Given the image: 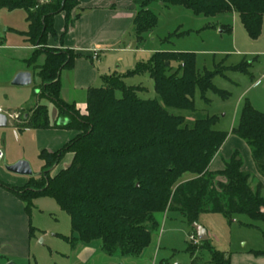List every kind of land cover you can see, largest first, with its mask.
Here are the masks:
<instances>
[{
	"label": "trees",
	"instance_id": "obj_1",
	"mask_svg": "<svg viewBox=\"0 0 264 264\" xmlns=\"http://www.w3.org/2000/svg\"><path fill=\"white\" fill-rule=\"evenodd\" d=\"M134 2L137 42H142L145 34L158 25V17L149 9L154 2L184 6L195 15L206 17L236 12L252 39H257L262 31L264 0ZM79 5L80 0H0V9L27 12L29 28L25 35L37 47L26 61L40 79L33 95L37 104L24 113L20 111L16 128L49 129L48 106L40 103L47 100L57 107L61 118L68 119L60 127L78 132L57 152L40 153L43 170L31 177L27 185H0L23 201L29 214L34 199L53 198L71 220L72 235L64 238L73 247L79 242L100 241L102 251L110 256L141 255L159 227L157 215L165 212L181 213L190 226L203 213L222 214L229 221L246 214L253 221L264 222V183L243 169L239 153L222 170H210L229 136L214 129L219 118H200L188 126L184 116L170 111L194 112L197 90L204 99L209 90L227 95L213 84L214 76L222 71L206 70L201 75L195 52L158 51L134 70L106 77L103 86L86 91L87 114L63 100L61 74L72 70L82 55L73 50L47 48V41L50 36H58L55 16L65 13L68 31L80 16L79 12L72 15ZM190 33H171L164 41ZM42 56L44 62L39 63ZM173 63L178 67L169 73ZM247 68L246 62L231 67L242 72H247ZM145 73L153 79L158 99H143L139 93L145 87L127 85V79ZM232 133L246 142L258 175L264 179V114L246 101L238 127ZM69 153L73 154L71 164L58 169ZM185 174L195 177L180 182ZM203 243L204 247L209 245L208 241ZM207 250L212 264H231L225 253L211 246ZM255 253L264 255V251Z\"/></svg>",
	"mask_w": 264,
	"mask_h": 264
},
{
	"label": "rangeland",
	"instance_id": "obj_2",
	"mask_svg": "<svg viewBox=\"0 0 264 264\" xmlns=\"http://www.w3.org/2000/svg\"><path fill=\"white\" fill-rule=\"evenodd\" d=\"M149 9L158 17V25L152 32L145 34L142 42L133 45L131 51H113L103 56L102 60L111 70L102 76L101 82L97 85L103 86L106 77L113 73L124 75L134 70L139 63L148 62L158 51L195 52L196 65L201 75L206 70L210 72L222 71L221 74L214 76L213 84L227 95L223 96L209 90L205 95L208 100L206 101L202 97L201 91L197 90L194 98L196 107L194 112L177 109L170 111L176 115L184 116L188 126H192L197 119L216 116L219 121L214 129L229 133L225 143L230 138H238L232 132L238 127L242 108L246 101H249L256 110L264 114V20L260 36L257 39H252L236 12L206 17L195 15L192 10L184 6H165L161 5V2L152 3ZM76 11L74 10L73 16ZM1 19L4 20V17L1 16ZM9 19L18 28L26 27L24 11L12 13L8 16ZM188 31H191L189 35L173 37L170 41H164L171 33ZM11 38L15 40L12 41L8 38L11 43L20 42L17 41L19 40L17 36ZM8 39L7 43H10ZM25 53L27 52L13 49L10 51L11 55L5 56L6 53L4 57L2 55L3 58H0L2 81L10 79L18 69L33 70V67H28L26 64L28 59L24 62L19 60L24 57ZM119 57L122 59L121 62L117 60ZM242 62L248 63L247 72L231 69ZM177 67V63H173L168 72H175ZM11 83L12 81L8 84H0V103L3 105V113L7 117L9 113H13L26 103L31 104L37 101L33 95L35 89L40 85V79L35 71L31 86L16 87ZM126 83L129 86L145 87L146 90L139 93L141 98L158 99L154 81L149 74L136 75L127 79ZM117 94L120 95V93ZM28 109L30 108L23 109L21 113ZM79 111L81 114H87V103L84 109ZM21 113L17 114L20 116ZM13 130L12 123L6 128H0V148L4 152L10 153V156L24 155L25 153L29 159L25 160L30 163L34 175H38L43 166L39 153L32 143L23 141L21 137L13 140ZM2 139H6V148L1 145ZM237 149H239L240 156H245L244 147L240 145V148ZM218 156L219 158L225 156L224 151ZM18 177L19 180L24 178ZM194 177L195 175L185 174L180 182ZM30 213L34 227L31 253L25 258L15 260L14 264H76L72 246L64 238L72 235L69 215L51 197L34 199L31 202ZM157 220L159 227L152 233V245L156 246L158 241L162 245L159 260L166 259L165 264H206L211 258V253L207 250L210 245L204 247L203 241L195 242L191 239V233H195V231L181 213L173 211L161 213L157 215ZM197 223L211 234L209 242L213 249L224 252L228 257L240 250L264 249V222L253 221L246 214L236 215L232 221H229L222 214L203 213L200 214ZM248 224H253V226L249 227ZM194 238L197 240L196 236ZM97 244H100V241H95L94 245ZM160 262L161 260L158 264ZM0 264L10 263L0 259Z\"/></svg>",
	"mask_w": 264,
	"mask_h": 264
},
{
	"label": "crops",
	"instance_id": "obj_3",
	"mask_svg": "<svg viewBox=\"0 0 264 264\" xmlns=\"http://www.w3.org/2000/svg\"><path fill=\"white\" fill-rule=\"evenodd\" d=\"M161 5L163 4L161 3ZM16 11H24L26 27L18 28L10 19L8 20V16ZM6 12L7 15H5ZM78 12L80 16L74 21L68 31H66L65 13H60L55 16L54 26L58 36H50L48 38L47 48L68 49L82 55V57L76 59L74 68L72 70H64L60 77L63 100L67 103L75 104L76 108L80 110L84 109L86 106V91L91 87H100L97 84L101 82L102 76L109 73L111 70L105 65L102 57L113 51H131V47L140 42H137L134 30V19L137 14L134 0H80L79 9L76 11L75 15ZM1 16L4 17V20L1 19ZM28 28L29 23L25 10L8 11L6 9H0V58H3L5 53V56L10 54V51L13 49L27 52L23 55L24 57L19 59L20 61L24 62L30 58L37 47L33 46L25 35ZM226 29L228 30V28ZM14 36L19 37L17 41L20 42L11 43L9 40ZM7 39L10 43H7ZM12 41L15 40L12 39ZM117 60L120 62L122 61L120 57ZM43 62L44 56L40 58L39 63ZM23 71L30 72L33 79L35 74L34 70L29 68L18 69L10 79H3L2 81L0 78V84H8V82L13 81L14 77L19 72ZM40 103L48 106L51 124L49 129H27L21 131L15 126L16 119L14 115L20 113V111L27 107H35L37 101L31 104L26 103L18 110L8 115V125L12 123L14 128L13 140L21 137L23 141L32 143L39 153V157L40 153L44 150L57 152L78 134L75 130L60 127L61 125L67 124L68 119L59 116V111L52 102L41 100ZM0 106L3 110V105H1V103ZM1 114L5 113L2 112ZM1 145L6 148V139H2ZM240 145L245 148L246 152L245 156H241L243 160V169L257 175L264 183V179L258 175L250 148L246 142L240 138H230L228 142L223 145L219 154H222L224 151L225 156L219 158V154H217L210 165V170H222L225 166V161L231 159L235 153H239V149L237 148H240ZM0 150L2 149L0 148ZM25 159L29 160L25 153L24 155L10 156V153L7 151L4 152V158L0 159V182L16 187H24L27 185L31 177L18 175L24 177L23 180H19L16 174L8 172L5 168L6 165L15 164ZM72 159L73 154H67L63 159V163L57 168H66L71 164ZM43 167L44 162L42 170ZM32 228H34L32 226V216L27 212L26 204L12 192L0 185V259L14 264L15 260L29 256L31 253ZM193 233H191L192 235L190 234L191 239L192 237H197V235ZM208 236L209 239L207 241L211 246L209 242L211 234L209 232ZM94 243L95 242L84 244L79 242L75 247L71 245L72 252L76 257V264H158L160 260V264L166 263V259L161 258L159 260V254L162 250V245L159 241L156 243V246H154L151 240L150 245L143 253L136 257L110 256L102 251L101 243L97 245H94ZM263 251L264 249L253 248L236 251L231 255L230 262L231 264H264V255L255 253ZM193 254L196 255L195 253ZM211 258L206 264H212Z\"/></svg>",
	"mask_w": 264,
	"mask_h": 264
},
{
	"label": "water",
	"instance_id": "obj_4",
	"mask_svg": "<svg viewBox=\"0 0 264 264\" xmlns=\"http://www.w3.org/2000/svg\"><path fill=\"white\" fill-rule=\"evenodd\" d=\"M33 79L30 72H19L13 79L12 85L16 87H26L32 85ZM8 125V117L5 114L0 113V128H6ZM239 159V158H238ZM6 170L10 173L33 177L34 172L31 168V165L26 160H20L15 164L6 165ZM192 228L195 230L196 235L199 241H207L209 239L207 230L199 225L197 222L192 225Z\"/></svg>",
	"mask_w": 264,
	"mask_h": 264
},
{
	"label": "built area",
	"instance_id": "obj_5",
	"mask_svg": "<svg viewBox=\"0 0 264 264\" xmlns=\"http://www.w3.org/2000/svg\"><path fill=\"white\" fill-rule=\"evenodd\" d=\"M3 110L0 106V113H2ZM15 119H18L19 118V115L18 114H15L14 115ZM4 158V152L2 150H0V159H3ZM193 240H195V242H198V240H196L194 237H192Z\"/></svg>",
	"mask_w": 264,
	"mask_h": 264
}]
</instances>
